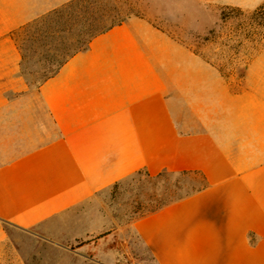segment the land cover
<instances>
[{
	"label": "crops",
	"instance_id": "obj_1",
	"mask_svg": "<svg viewBox=\"0 0 264 264\" xmlns=\"http://www.w3.org/2000/svg\"><path fill=\"white\" fill-rule=\"evenodd\" d=\"M60 1L0 0V251L17 232L74 254L97 248L104 220L86 202L140 170L196 171L204 189L132 223L154 264H264V51L234 82L132 18L33 91L14 32ZM49 120L50 138L18 145Z\"/></svg>",
	"mask_w": 264,
	"mask_h": 264
},
{
	"label": "rangeland",
	"instance_id": "obj_2",
	"mask_svg": "<svg viewBox=\"0 0 264 264\" xmlns=\"http://www.w3.org/2000/svg\"><path fill=\"white\" fill-rule=\"evenodd\" d=\"M67 0H61L60 4ZM111 15L121 22L141 19L186 46L220 70L234 82L239 80L249 59L264 51V3L252 8L227 5L223 0H105ZM60 6V5H58ZM259 8L258 14H254ZM44 14V13H43ZM40 16V15H39ZM258 45V50H254ZM40 65L27 59L22 68L30 90ZM32 134V141H20L22 147L35 146L53 134ZM182 183L179 190L173 182ZM168 176L166 181L149 178L144 172L130 175L83 206L88 213L103 218L105 228L91 239L103 244L87 247L81 253L46 246L29 234L17 232L16 244L7 242L0 251V264H154L132 229V223L158 206L202 185L200 174ZM112 251V254H107ZM107 255V256H106Z\"/></svg>",
	"mask_w": 264,
	"mask_h": 264
},
{
	"label": "trees",
	"instance_id": "obj_3",
	"mask_svg": "<svg viewBox=\"0 0 264 264\" xmlns=\"http://www.w3.org/2000/svg\"><path fill=\"white\" fill-rule=\"evenodd\" d=\"M105 2V0H67L16 30L14 39L20 53V73H23L22 68L27 59H35L40 69L37 71L38 75L34 83L39 86L44 80L56 74L74 54L85 50L95 36L121 23L118 15L109 13ZM260 10L261 8L254 14H258ZM257 46L253 47L256 51ZM141 172L149 178L162 181H166L168 176L175 179L177 175L198 173L202 182L197 189L192 188L143 216L194 195L206 186L204 176L196 171L163 170L150 175L147 171L140 170L137 173ZM181 185L182 183L175 179L172 186L180 190Z\"/></svg>",
	"mask_w": 264,
	"mask_h": 264
}]
</instances>
